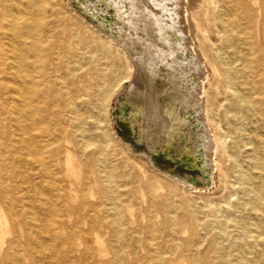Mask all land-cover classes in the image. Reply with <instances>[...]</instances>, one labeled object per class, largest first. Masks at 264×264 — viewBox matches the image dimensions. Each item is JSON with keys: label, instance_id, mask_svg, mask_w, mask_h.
<instances>
[{"label": "rangeland", "instance_id": "rangeland-1", "mask_svg": "<svg viewBox=\"0 0 264 264\" xmlns=\"http://www.w3.org/2000/svg\"><path fill=\"white\" fill-rule=\"evenodd\" d=\"M18 2L25 0H9L14 15ZM178 9L185 45L199 60L198 127L207 144L187 165L161 155L152 165L142 145L127 146L111 110L136 82L132 60L68 0H31L28 21L0 20L32 25L24 40L35 37L48 52L39 61L12 30L0 33L1 47L21 48L24 68L43 63L52 115L49 132L38 96L6 62L0 208L22 235L13 250L31 235L27 252L13 254L18 264H264V69L255 59L264 50V4L179 0ZM33 74L34 91L43 84Z\"/></svg>", "mask_w": 264, "mask_h": 264}, {"label": "bare ground", "instance_id": "bare-ground-1", "mask_svg": "<svg viewBox=\"0 0 264 264\" xmlns=\"http://www.w3.org/2000/svg\"><path fill=\"white\" fill-rule=\"evenodd\" d=\"M69 1L68 3L70 4ZM76 1L82 9L87 10L91 15L107 17V20L103 19V17H98V19L108 25L112 33H115L116 36L121 37L125 41L128 50L124 48L123 50L130 56L131 60H135V62L132 60V63L136 74V76L134 74L136 78L134 81L136 82H131L126 89L124 88V90L120 91L117 97V104L123 111V116L132 125L136 137L143 141L151 150L164 149L167 154H174L187 159L193 158L192 155L197 153V148H206L207 144L203 140L202 129L198 127L199 102L196 78L199 71V60L196 55L189 52L185 45L186 39L183 28L180 25L179 0ZM236 1L242 7H245V3L249 4L250 2H257L259 5L264 4V0ZM210 2L214 3L215 0H210ZM20 4L22 5L20 14L14 15L15 11L11 10L9 0H0V18H2L0 20L6 19V16H9L11 20L18 16H24V21H28V18H30L29 14H31V0H25L24 3ZM218 19L224 25L221 18L218 17ZM26 28L32 30L34 27L27 23H21L18 27L11 24L6 26L3 21H0V33L2 35L5 36L8 30H12L13 35L20 39L19 46L29 49V51L33 52L34 59L42 61V57H47L48 52L40 49L37 43L38 39L35 37L28 42L24 40ZM10 45V49H5L0 44V79H6L4 76L11 74L8 69H13L12 75L19 76L25 82L26 88H28L27 91L34 92L38 96L41 101V105L38 108L40 119L46 122L44 129L53 132L47 121L52 115L51 109L47 107L48 102L45 94L47 87H44V72H46V68L42 65L43 63H40L41 65L35 71L24 68L25 57L21 48L14 43ZM7 51L10 52V57L7 56ZM129 53H133V57ZM255 59L257 63L262 64L264 69L263 48L257 50ZM6 62L9 63L8 69ZM33 72L37 73L39 83L43 84V86L34 91L32 89L35 84ZM262 77L261 80H264V75ZM228 78L227 83L229 86L231 78L230 76ZM4 85V87H8V84L4 83ZM13 92L15 91L13 90ZM1 94L6 95V91ZM5 103L8 110L12 106L18 109L16 105H11L4 99L2 104L5 105ZM16 121L18 123L15 122L13 125L19 124V120L16 119ZM0 126L5 127L8 124H5V121L1 118ZM2 131L3 134L7 133L5 130ZM43 133L44 130L39 134L42 135ZM53 137L56 139L55 136ZM74 141L78 144L80 143L78 138H74ZM126 144L130 148L127 142ZM139 154L150 162L147 155L142 152H139ZM69 156L70 154L67 152V161ZM10 176H13V172L10 173ZM256 199H258V196ZM20 236L22 235L14 234L11 231L0 208V264H18L13 258V254L27 252L25 243L31 236L29 232L23 235L24 243L20 242V247L14 249L15 251L13 250L12 245L20 241Z\"/></svg>", "mask_w": 264, "mask_h": 264}, {"label": "water", "instance_id": "water-1", "mask_svg": "<svg viewBox=\"0 0 264 264\" xmlns=\"http://www.w3.org/2000/svg\"><path fill=\"white\" fill-rule=\"evenodd\" d=\"M69 2L71 4V6L74 8V10L79 12L86 20H88L94 26H96L98 28V30L103 32L108 37L112 38V40L114 42L118 43L122 48H124L125 50H128V46L126 45L125 41H123L121 37L116 36L115 33H112L111 32V28L108 25H106L103 21L99 20L97 16L91 15L87 10L82 9V7L80 5H78L76 0H70ZM129 54H131L132 57H133V53H129ZM133 62H135V60H133ZM119 94H120V92L117 94V96H116V98H115V100L113 102V106L116 107L117 110L115 112L114 108H113L111 110V115H112V119L114 120V124H116V126L122 125V126L126 127L128 137L130 138V142H128L130 148L134 151L133 145H142L143 148H144V151H142V153L148 156V158L150 160V164H152V165L155 164L154 157L156 155H161L163 157H166L173 164L187 165V158L183 157V160H180V158H182V157L179 156L180 157L179 159L178 158L175 159L174 158L175 157L174 154H167V152H165L164 149L151 150L145 145V143L143 141L139 140L136 137V133H135L132 125L129 123L127 118H125L123 116V111L118 107L117 97H118ZM180 179L182 181H186L185 176L184 177H180Z\"/></svg>", "mask_w": 264, "mask_h": 264}]
</instances>
